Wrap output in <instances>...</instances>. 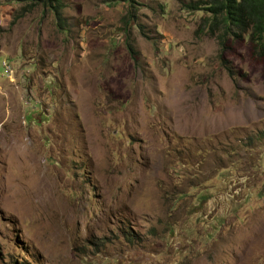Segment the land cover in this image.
I'll return each instance as SVG.
<instances>
[{"label": "rangeland", "instance_id": "obj_1", "mask_svg": "<svg viewBox=\"0 0 264 264\" xmlns=\"http://www.w3.org/2000/svg\"><path fill=\"white\" fill-rule=\"evenodd\" d=\"M33 1L0 0V264H264L248 43L178 0H137L129 33L125 2L63 0L60 30Z\"/></svg>", "mask_w": 264, "mask_h": 264}, {"label": "trees", "instance_id": "obj_2", "mask_svg": "<svg viewBox=\"0 0 264 264\" xmlns=\"http://www.w3.org/2000/svg\"><path fill=\"white\" fill-rule=\"evenodd\" d=\"M114 2L127 3V11L121 17L123 29L126 33L132 26H139L138 2L137 0H110ZM181 7L187 11L203 10L208 15L202 18L199 26L200 33H207L216 38L221 52L227 51L234 46V43L246 41L252 55L264 62V0H178ZM33 4H41L44 8L52 11L60 30L65 28V21L62 15L65 7L63 0H39ZM32 4V2H31ZM144 34L143 31H141ZM127 50L135 59L136 51L130 43ZM222 64L230 76L233 70ZM254 140H264V128L256 135L248 137L245 143L249 147Z\"/></svg>", "mask_w": 264, "mask_h": 264}]
</instances>
